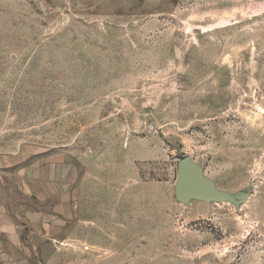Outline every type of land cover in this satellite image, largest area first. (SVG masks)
I'll list each match as a JSON object with an SVG mask.
<instances>
[{"label": "rangeland", "instance_id": "rangeland-1", "mask_svg": "<svg viewBox=\"0 0 264 264\" xmlns=\"http://www.w3.org/2000/svg\"><path fill=\"white\" fill-rule=\"evenodd\" d=\"M14 155L48 227L3 264H264V0H0ZM184 156L244 199L178 203Z\"/></svg>", "mask_w": 264, "mask_h": 264}, {"label": "crops", "instance_id": "crops-1", "mask_svg": "<svg viewBox=\"0 0 264 264\" xmlns=\"http://www.w3.org/2000/svg\"><path fill=\"white\" fill-rule=\"evenodd\" d=\"M18 164L15 155L0 157V264L8 255L7 245L22 244L23 233L32 223L48 227L46 167L44 172L32 164L18 169ZM33 202L39 205L37 210Z\"/></svg>", "mask_w": 264, "mask_h": 264}, {"label": "water", "instance_id": "water-1", "mask_svg": "<svg viewBox=\"0 0 264 264\" xmlns=\"http://www.w3.org/2000/svg\"><path fill=\"white\" fill-rule=\"evenodd\" d=\"M173 194L175 200L183 205H188L191 201L238 205L244 199L242 193L233 195L217 189L189 156H184L177 162Z\"/></svg>", "mask_w": 264, "mask_h": 264}]
</instances>
